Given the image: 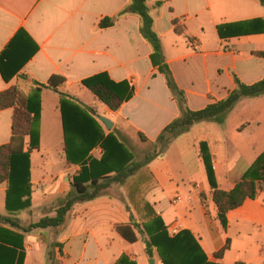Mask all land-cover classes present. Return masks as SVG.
<instances>
[{
  "label": "crops",
  "instance_id": "0c3cea01",
  "mask_svg": "<svg viewBox=\"0 0 264 264\" xmlns=\"http://www.w3.org/2000/svg\"><path fill=\"white\" fill-rule=\"evenodd\" d=\"M158 2L162 3L159 8ZM147 4L166 61L191 111L225 100L236 89L235 77L246 85L264 80V58L257 55L264 52V33L224 39L218 34L222 25L264 20L259 0H147ZM129 6L130 0H0V56L20 31L25 33L21 62L37 48L9 81L0 69V94L16 86L29 94L36 84L62 77L65 83L58 91L84 108L95 109L106 135L118 134L129 149L131 141L156 145L164 129L181 114L164 75L152 66L153 50L141 35L140 18L129 13ZM105 18L114 19V25L100 28ZM175 19L184 25L183 35L176 34ZM257 27L246 24L244 28ZM103 73L115 83L128 82L134 88L132 98L119 111H111L82 85ZM60 93L44 89L41 95L40 149L30 157L33 203L29 210L12 216L21 225L24 216L38 209L43 213L45 207L65 198L80 172V166L67 164ZM98 116L112 121V129ZM13 117L14 108H0V146L12 140ZM202 143L208 145L219 189L232 190L264 152V95L241 99L221 125L195 124L125 183L113 184L94 201L77 204L65 228L24 234V264H118L123 256L128 259L125 264H150L151 259L162 264L158 256L147 255L141 239L130 244L113 228L129 224L131 217L151 222L154 214L164 220L170 236L172 226L178 232L190 231L211 263L264 264V183L256 200H247L227 215L224 230L202 159ZM52 153H59L63 162L59 174L49 172ZM102 153L96 147L91 155L100 159ZM143 171L150 174L149 182L136 177ZM7 189L8 183L0 185L2 216H9ZM46 216L54 217L55 209L41 214L38 221ZM72 217L74 229L68 232ZM89 218L97 222L87 223ZM50 230H55V236ZM45 232L54 243L51 252L42 240ZM228 241L229 249L218 258ZM73 244H77L75 250Z\"/></svg>",
  "mask_w": 264,
  "mask_h": 264
},
{
  "label": "trees",
  "instance_id": "16d2710c",
  "mask_svg": "<svg viewBox=\"0 0 264 264\" xmlns=\"http://www.w3.org/2000/svg\"><path fill=\"white\" fill-rule=\"evenodd\" d=\"M259 1L264 7V0ZM161 6V2L156 4L158 8ZM125 13L127 11L120 15ZM129 13L140 18L141 35L153 50L150 56L152 66L164 75L167 86L178 103L180 117L167 126L158 138L155 146L159 147V151L155 150L144 161L138 162L136 155L118 134L104 133L95 118L97 114L95 109L84 108L69 95L58 91V88L65 83L64 78L54 76L46 85L36 84L35 89L29 94H24L17 86L1 93L0 108H14V117L12 140L9 144L0 146V185L8 183L5 205L9 214V216L0 215V264H24V234L38 229L59 231L65 228L68 214L77 204L94 201L106 195L113 184L125 183L139 169L157 158L174 139L189 132L195 124L211 121L221 125L241 99L264 95V80L246 85L235 77L236 89L225 100L211 104L200 111H191L186 104V95L177 85L166 61L161 39L153 29L154 20L147 0H130ZM172 24L176 34H184L185 27L181 25V20L175 19ZM246 24L258 27L246 29L244 28ZM113 25L114 19L105 18L99 26L108 28ZM250 33H264V20L258 19L250 23L218 27V34L222 39L245 36ZM24 36V31L16 34L0 56V69L6 81L18 73L20 67L36 52L37 48L31 50L21 62L24 57L21 56V52L25 50L24 44L21 45ZM257 55L264 58V52ZM82 85L98 101L114 112L119 111L134 94V88L128 82L115 83L105 73L84 80ZM44 89H52L60 93L67 164L80 166V172L73 178L72 190L55 208V216H46L25 227L12 216L32 207L30 157L33 152L40 149L41 95ZM140 138L146 142L143 135L140 134ZM96 147H100L103 152L100 159H95L91 155ZM200 149L208 182L213 190V202L218 210V220L222 228L226 230L227 215L242 207L247 200H256L261 194L262 183H264V152L236 182L232 190L223 191L219 189L216 181L208 145L202 143ZM201 198L203 207L207 209L205 196L202 195ZM113 228L130 244L137 243L140 237H147L143 240L147 255L150 258L158 256L162 264H216L208 261L200 243L190 231L183 230L175 236H170L164 220L155 214L151 222L143 225L131 217L129 224H116ZM228 249L229 241L217 257L221 258ZM50 258L53 259L52 255ZM127 261L128 259L123 256L118 264H125Z\"/></svg>",
  "mask_w": 264,
  "mask_h": 264
},
{
  "label": "rangeland",
  "instance_id": "374dc122",
  "mask_svg": "<svg viewBox=\"0 0 264 264\" xmlns=\"http://www.w3.org/2000/svg\"><path fill=\"white\" fill-rule=\"evenodd\" d=\"M18 88L24 93V94H28V92H26L21 86H18ZM128 146L131 148V150L133 151V153L136 155V158H137V161L138 162H142L144 161V159L148 156V155H151L152 153H154L155 150H158L159 151V147H156L155 145H151V144H148V143H141V142H137V141H131V142H128L127 143ZM62 154V153H60ZM53 157L52 159V162H53V165H49L50 167V170L49 172L52 174H59L62 170H63V162L60 161V158H59V153H52L51 155ZM150 174L148 172H141L140 174H138L136 177H139L141 180H144L145 178L147 179V181L149 182L150 181V178H149ZM62 179V177H61ZM72 190V188H70L69 192ZM148 192H149V189H148ZM36 193L38 194V191H36ZM166 198V197H165ZM60 202V201H59ZM58 202V203H59ZM167 200H165L163 202V205H167L166 204ZM36 203L38 204L39 203V200H38V197H36ZM57 201L53 203V205L51 206H47L45 207V210L43 211V213L40 212V210L38 209V213H30L26 216H24V226L27 227L29 226L30 223H33V222H36L39 220L41 214H50L52 210H54L57 205H58ZM151 209L149 207H147L146 211L148 213H150ZM84 220V219H83ZM168 222H170V219H167ZM85 221V220H84ZM89 222L87 223H90V224H95L97 222V218H89L88 220ZM70 227L68 228V232L70 231H73L74 227H73V217H72V220L70 219ZM139 224L143 225L145 222L144 221H139L138 222ZM99 229V228H97ZM50 233L52 234V236H55V230H50ZM145 238L147 237H140L141 241H143ZM45 243L46 246L49 247V252H51L53 250V246H54V243H50L51 242V235L49 233H44L43 235V239H42ZM74 246V250L77 246V244H73ZM48 252V253H49ZM39 261V260H38ZM48 263V262H47Z\"/></svg>",
  "mask_w": 264,
  "mask_h": 264
},
{
  "label": "water",
  "instance_id": "95a60500",
  "mask_svg": "<svg viewBox=\"0 0 264 264\" xmlns=\"http://www.w3.org/2000/svg\"><path fill=\"white\" fill-rule=\"evenodd\" d=\"M97 118H98L99 121H101L105 125V127L108 130H111L112 129V127H113L112 121H110L109 119H106L104 117H101V116H98ZM150 264H154V259H151L150 260Z\"/></svg>",
  "mask_w": 264,
  "mask_h": 264
},
{
  "label": "built area",
  "instance_id": "2783aa9c",
  "mask_svg": "<svg viewBox=\"0 0 264 264\" xmlns=\"http://www.w3.org/2000/svg\"><path fill=\"white\" fill-rule=\"evenodd\" d=\"M179 199L177 198V199H175V201H174V203H177V201H178ZM171 235L172 236H175V235H177L179 232L177 231V228L176 227H174V226H172V228H171Z\"/></svg>",
  "mask_w": 264,
  "mask_h": 264
}]
</instances>
